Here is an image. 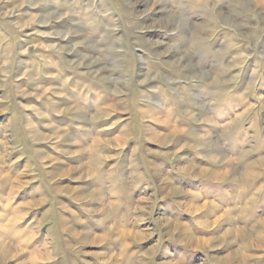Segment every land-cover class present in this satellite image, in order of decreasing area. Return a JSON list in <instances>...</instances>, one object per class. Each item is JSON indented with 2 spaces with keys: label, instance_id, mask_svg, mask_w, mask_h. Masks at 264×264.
<instances>
[{
  "label": "clouds",
  "instance_id": "9594fccd",
  "mask_svg": "<svg viewBox=\"0 0 264 264\" xmlns=\"http://www.w3.org/2000/svg\"><path fill=\"white\" fill-rule=\"evenodd\" d=\"M0 264H264V0H0Z\"/></svg>",
  "mask_w": 264,
  "mask_h": 264
}]
</instances>
